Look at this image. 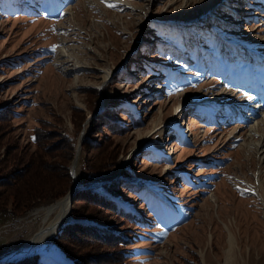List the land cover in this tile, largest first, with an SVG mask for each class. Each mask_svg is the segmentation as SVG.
Wrapping results in <instances>:
<instances>
[{
  "label": "rangeland",
  "instance_id": "rangeland-1",
  "mask_svg": "<svg viewBox=\"0 0 264 264\" xmlns=\"http://www.w3.org/2000/svg\"><path fill=\"white\" fill-rule=\"evenodd\" d=\"M44 3L0 0V104L14 105L19 124L0 140V160L6 148L23 160L34 151L26 141L37 120L71 134L76 109L85 138L95 116L126 114L140 124L114 134L97 126L91 138H111L116 164L87 176L78 163L74 176L99 190L128 174L120 196L140 226L125 264H264V153L255 149L264 127V0ZM50 8H60L58 19ZM176 66L185 76L171 72ZM162 67L178 88L154 73ZM177 175L183 184L161 186ZM56 201L0 222V258L40 230L41 210ZM50 237L28 254L73 264Z\"/></svg>",
  "mask_w": 264,
  "mask_h": 264
},
{
  "label": "trees",
  "instance_id": "trees-1",
  "mask_svg": "<svg viewBox=\"0 0 264 264\" xmlns=\"http://www.w3.org/2000/svg\"><path fill=\"white\" fill-rule=\"evenodd\" d=\"M46 1L49 0H45V3ZM50 10L56 15L55 19H58L59 17H56L60 14V8L57 10L50 8ZM39 15L45 17L48 14L44 9ZM6 68V63L0 61V74ZM164 70L165 68L162 67V70L154 73L157 75L162 72V83L176 85L178 88L180 85L173 81L172 74L164 75ZM171 72L174 74L182 72L181 76H185L177 66ZM185 84L187 87L193 86L190 82ZM95 97H97L96 93ZM93 103L94 105L89 109L92 114L97 110L98 101L96 103L95 100ZM13 106L8 102L0 104V140L5 133L19 132V124L16 121L18 113ZM72 112H79L80 117L78 121L72 120L71 134L58 131L57 125L51 121L37 120L32 129L31 141L29 137L26 141L28 147L33 148L34 151L27 152L26 159L23 160L21 153L17 158L16 155L11 157L10 153L16 148L4 150L5 159L0 160V222L15 219L35 206L56 201L66 193L72 182L69 174L70 162L74 158L77 136L85 120L83 112L76 109H72ZM111 112L108 110L103 113L104 115L94 117L93 126L89 130L93 129L92 132L87 133L80 144L78 163L81 171L87 176L111 169L116 164L115 159L118 155L117 145L110 144L109 136L99 134L98 141L92 140L94 133H97L94 132L95 127L101 126L102 129L114 134L117 130H129L140 124L132 117H130L132 120H129L128 116L122 113L119 116L124 117V121L119 120L118 116L114 119ZM107 117L114 121L108 123ZM12 162L16 164L14 169L9 166ZM125 178H128V174L123 172L109 182L100 183L99 190L94 189L89 180L79 183L82 190L75 194L66 219L48 239H54L63 255L71 259L73 264H125L130 258L129 247L133 245L136 235L134 229L138 224L140 226V223L131 219L134 215L131 209H128L129 204H125L120 196L122 194L120 189L125 186L123 181ZM180 178L178 175L173 176L172 180L161 186L168 188L174 181L183 184ZM127 188L133 195L141 196L140 189L135 191L137 188L131 185H127ZM128 226L132 228L129 229ZM184 263L193 264V261L184 260ZM5 264L40 263L32 252Z\"/></svg>",
  "mask_w": 264,
  "mask_h": 264
},
{
  "label": "bare ground",
  "instance_id": "bare-ground-1",
  "mask_svg": "<svg viewBox=\"0 0 264 264\" xmlns=\"http://www.w3.org/2000/svg\"><path fill=\"white\" fill-rule=\"evenodd\" d=\"M123 1V0H122ZM62 45V44H61ZM73 70L80 68V65L78 62L73 63ZM104 85V84H102ZM202 104L200 106H197V108L199 107L200 109L204 110V107H206L205 105H209V104H205L204 102L199 103ZM212 113V111H210ZM210 114V113H208ZM264 126V123L260 124ZM262 129V133L260 134V140L258 142V144L255 146V149L257 150V154L259 155L260 159L262 158L263 155V143H264V127L261 128ZM85 132V129H84ZM79 159V152H77L74 156L73 159V163L71 165V169L73 172V182H74V176L76 174V170L78 169V160ZM257 174H259L257 172ZM74 184L77 186V180L76 182H74ZM259 184L254 187V192L258 191V187ZM258 197V196H257ZM264 197V195H263ZM261 196L260 201L262 203V205H264V198ZM259 199V197H258ZM39 210V209H38ZM41 212L43 213L45 220L44 223L42 225V227L40 228L39 231H37L31 238H29L25 243H23L22 245H20L17 248V251L15 253H13L12 255H22V254H26L28 252H30L34 246H38L39 244H41L43 241H45L48 237H50L59 227V225L64 221V219L67 217V197H64L61 200L56 201L55 203L49 205L48 207L44 208L43 210H41ZM231 239L229 240V244ZM231 245V244H230ZM230 251V247L228 252ZM11 256V255H8Z\"/></svg>",
  "mask_w": 264,
  "mask_h": 264
},
{
  "label": "water",
  "instance_id": "water-1",
  "mask_svg": "<svg viewBox=\"0 0 264 264\" xmlns=\"http://www.w3.org/2000/svg\"><path fill=\"white\" fill-rule=\"evenodd\" d=\"M99 108V107H98ZM96 114V113H95ZM94 115H92L91 117H93ZM84 127H82V130L80 131L79 133V136L77 138V142H76V146H75V151H74V154H73V157L75 156V154L77 152L80 151V144L82 143L83 141V136H84ZM73 162V159L71 160L70 162V168H69V174H70V177L72 179V182H71V185L69 186V188L67 189L66 193L64 194L63 197L61 198H64V197H67V215H68V212H69V209H70V206H71V203H72V200L75 196V194L82 190L79 186H76L73 182V172H72V169H71V164ZM59 200V199H58ZM264 212V211H263ZM61 225V224H60ZM59 225V227H60ZM58 227V228H59ZM57 228V229H58ZM29 253V252H28ZM28 253L26 254H20V255H11V256H6L4 258H0V264H5V263H9V262H12L14 260H18L20 258H23L24 256H26Z\"/></svg>",
  "mask_w": 264,
  "mask_h": 264
},
{
  "label": "snow or ice",
  "instance_id": "snow-or-ice-1",
  "mask_svg": "<svg viewBox=\"0 0 264 264\" xmlns=\"http://www.w3.org/2000/svg\"><path fill=\"white\" fill-rule=\"evenodd\" d=\"M102 2H103V0H102ZM108 7H114L113 5H107Z\"/></svg>",
  "mask_w": 264,
  "mask_h": 264
}]
</instances>
